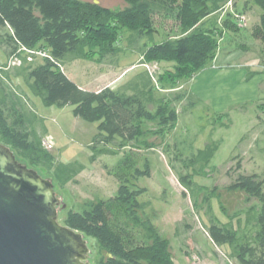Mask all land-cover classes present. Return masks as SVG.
I'll use <instances>...</instances> for the list:
<instances>
[{
    "label": "trees",
    "instance_id": "obj_1",
    "mask_svg": "<svg viewBox=\"0 0 264 264\" xmlns=\"http://www.w3.org/2000/svg\"><path fill=\"white\" fill-rule=\"evenodd\" d=\"M124 1L129 7L112 12L93 2L79 0H0V46L5 47L10 55L19 56L23 53L18 52L20 48L37 50L41 46L51 57L28 62L21 56L23 62L14 68V76L20 77L29 93L38 97L43 105H72L75 117L98 123L97 133L89 145L92 161L99 154H112L104 146L112 144L116 138L121 148L139 142L151 131L149 123H156L154 128L166 133L177 121V111L171 102L184 100L185 94L175 93L172 100L167 97L156 99L153 76L147 70L118 88L105 86L94 91L84 90L64 73L63 63L86 59L89 53L96 54L100 60L107 55H116L122 50L115 46L121 29L129 32L126 49L138 53L142 58L140 63H174L173 71L158 78L159 89L175 86L183 79L186 82L210 66L220 48V41L226 40L234 50H256L258 56L264 57V0L245 1L258 11L255 22L249 27L244 10L237 11L233 0ZM229 1L231 4L227 5ZM232 7L234 11H227ZM222 12H225L224 17L219 20ZM155 15L173 20L176 33L164 34L162 41L156 42L154 35L159 30L154 26ZM234 15L244 16L246 25L237 26ZM142 37H147L149 43L141 45L139 39ZM227 44L223 47L226 48ZM150 104L155 105V110L149 108ZM37 121L33 111L19 104L18 98L6 92L0 82V142L8 145L18 160L38 173H51L52 180L64 187L84 167L77 162L57 163L54 153L43 146L46 129L41 126L39 133L35 127ZM142 144L146 148L152 147L147 142ZM98 145L102 148L97 149ZM218 146L217 141L207 142L186 159L184 167H192L197 172V165L199 173H205L204 168ZM148 175L147 164L142 171L134 168L130 182L121 183L113 196L114 208L124 213L134 225L141 223L136 212L141 205L137 198L143 191L136 186L134 179ZM179 181L185 190L192 192L197 187L192 174L180 175ZM263 186L264 167L261 174H238L225 188L228 192H243L247 198L259 203V210L247 217V222H254L252 232L238 236L228 223L219 221L211 222L206 228L213 244L227 246L229 256L237 264H264ZM213 193V190L209 193L210 197ZM116 221L107 219L106 203L96 202L82 211L68 209L61 224L81 232L86 239H92L95 264H172L168 243L157 237L149 223L147 227L153 233L150 235L155 249L131 246L132 241L128 238L131 232L126 225H117ZM148 251H152V256L147 255Z\"/></svg>",
    "mask_w": 264,
    "mask_h": 264
},
{
    "label": "rangeland",
    "instance_id": "obj_2",
    "mask_svg": "<svg viewBox=\"0 0 264 264\" xmlns=\"http://www.w3.org/2000/svg\"><path fill=\"white\" fill-rule=\"evenodd\" d=\"M79 1L92 3V0ZM96 1L98 4H95L112 12L129 7L124 0ZM245 1L233 0L237 11L244 10L249 27L255 22L258 11ZM232 10L233 7L227 11ZM225 12L220 14L219 20ZM153 22L159 30L154 35L156 42H161L164 34L173 35L177 31L175 22L162 15H155ZM118 35L115 46L122 50L116 55L100 60L96 54L89 53L86 59L63 63L62 69L70 80L89 91L105 86L118 88L147 70L153 76L156 99L172 100L178 92H183L185 98L171 102L177 111V121L166 133L154 128L156 123H149L151 131L139 142L121 148L116 138L112 144L104 146L113 153L99 154L94 161L89 145L97 133L98 123L75 117L72 105L45 106L38 97L28 95L22 79L14 76L16 65H8L11 55L0 46V82L4 90L13 93L26 110L33 111L39 133L44 126L46 132L42 141L51 144L48 150L54 153L57 163L77 162L84 167L64 187L52 180L53 192L59 196L58 222L61 223L68 209L82 211L96 202H103L107 205V219L117 220V225H126L131 232L128 237L131 246L155 249L150 235L153 233L147 227L149 223L157 237L168 243L172 264H237L229 256L227 246L213 244L206 228L211 222L219 221L228 223L238 236L254 230V222H247V217L259 210V203L243 192H228L225 188L238 174H261L264 167V57L258 56L256 50H234L226 40L220 41L210 66L186 82L183 79L175 86L159 89L158 78L173 71L174 63H140L142 58H136L138 53L126 49L129 32L121 29ZM139 40L141 45L149 43L147 37ZM37 50L45 48L39 46ZM40 60L36 57L34 61ZM149 108L155 110V105L150 104ZM210 141H217L219 146L204 168L205 173H199L197 165V172L192 167L185 168L186 159ZM143 142L152 147H144ZM101 148L102 145H98L97 149ZM146 164L149 175L134 179L136 186L143 190L137 198L141 205L136 212L141 223L134 225L114 208L112 200L118 186L127 180L130 182L132 170L142 171ZM39 174L43 178L52 176L44 171ZM183 174H192L197 185L192 192L180 184L179 176ZM212 190L213 197H210ZM123 234L126 235V231ZM86 240V261L95 264L94 243L92 239ZM147 255L152 256V251ZM156 258L154 262L158 261Z\"/></svg>",
    "mask_w": 264,
    "mask_h": 264
},
{
    "label": "water",
    "instance_id": "obj_3",
    "mask_svg": "<svg viewBox=\"0 0 264 264\" xmlns=\"http://www.w3.org/2000/svg\"><path fill=\"white\" fill-rule=\"evenodd\" d=\"M58 200L52 178L0 142V264H90L83 234L58 222Z\"/></svg>",
    "mask_w": 264,
    "mask_h": 264
},
{
    "label": "built area",
    "instance_id": "obj_4",
    "mask_svg": "<svg viewBox=\"0 0 264 264\" xmlns=\"http://www.w3.org/2000/svg\"><path fill=\"white\" fill-rule=\"evenodd\" d=\"M230 4H231L230 1L227 2V5H230ZM233 19H234L233 21L239 27H243V26L246 25V20H245L244 16L234 15ZM21 51H23L21 56H23L26 59V61H28V62L35 60L36 57H38L40 59H42L44 57L51 58L49 52L47 51V49H45L43 51H39V50H28V49H25V48H20L18 50V52H21ZM21 56H19L17 54L11 55V58H10V61H9L8 65H10V64L16 65V66L21 65L22 62H23V58ZM43 146L45 148H47V149L51 148V144L46 143L45 141L43 142Z\"/></svg>",
    "mask_w": 264,
    "mask_h": 264
},
{
    "label": "crops",
    "instance_id": "obj_5",
    "mask_svg": "<svg viewBox=\"0 0 264 264\" xmlns=\"http://www.w3.org/2000/svg\"><path fill=\"white\" fill-rule=\"evenodd\" d=\"M137 56H138V57H137ZM137 56H136L137 59L141 58V56H140L139 54H137ZM62 70H63V69H62ZM63 71H64V73H65L66 75H68V73L65 72V71H66L65 69H64ZM16 77H18V76H16ZM27 94L30 95V93H29L28 90H27Z\"/></svg>",
    "mask_w": 264,
    "mask_h": 264
},
{
    "label": "flooded vegetation",
    "instance_id": "obj_6",
    "mask_svg": "<svg viewBox=\"0 0 264 264\" xmlns=\"http://www.w3.org/2000/svg\"><path fill=\"white\" fill-rule=\"evenodd\" d=\"M94 0H92V2H93Z\"/></svg>",
    "mask_w": 264,
    "mask_h": 264
}]
</instances>
